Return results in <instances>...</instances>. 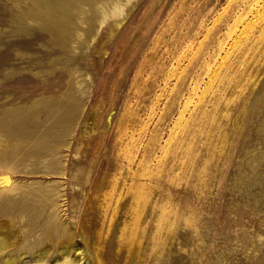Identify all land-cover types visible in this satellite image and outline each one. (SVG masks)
Returning <instances> with one entry per match:
<instances>
[{
    "label": "rangeland",
    "instance_id": "1",
    "mask_svg": "<svg viewBox=\"0 0 264 264\" xmlns=\"http://www.w3.org/2000/svg\"><path fill=\"white\" fill-rule=\"evenodd\" d=\"M118 2L0 0V264H264V0Z\"/></svg>",
    "mask_w": 264,
    "mask_h": 264
},
{
    "label": "bare ground",
    "instance_id": "2",
    "mask_svg": "<svg viewBox=\"0 0 264 264\" xmlns=\"http://www.w3.org/2000/svg\"><path fill=\"white\" fill-rule=\"evenodd\" d=\"M119 1H122V0H119ZM131 2H132V0H124V2L123 3H120V2H118L116 5H115V8H114V10H113V12H112V14H113V16L114 17H123L125 14H127V11H128V8H129V6H130V4H131ZM257 4V3H256ZM264 9V8H263ZM105 11H103V13H104ZM7 227V226H6ZM5 228V227H4ZM4 228H2L3 229V231H4ZM8 230V229H7ZM10 234V233H9ZM4 238V237H3ZM7 240V239H6ZM8 241V240H7ZM6 241V242H7ZM9 243V242H8ZM3 244V243H2ZM7 245H9V244H7ZM6 245V246H7ZM1 246V245H0ZM5 247V246H4ZM3 248V247H2ZM1 249V248H0ZM60 249H61V251H60ZM60 249H59V251H60V254L63 256V258H68L69 257V249H66V247L63 245H61L60 246ZM42 252V251H41ZM76 253H79V254H82V249L81 248H77L76 249ZM46 256H47V252H44L43 253V255H42V261H44L45 260V258H46ZM22 257V256H21ZM5 264H16L15 263V261L14 260H6L5 261ZM42 264V263H41ZM63 264H73V263H70L69 261H66L65 263H63Z\"/></svg>",
    "mask_w": 264,
    "mask_h": 264
},
{
    "label": "water",
    "instance_id": "3",
    "mask_svg": "<svg viewBox=\"0 0 264 264\" xmlns=\"http://www.w3.org/2000/svg\"><path fill=\"white\" fill-rule=\"evenodd\" d=\"M4 180H5V182L10 183V178L9 177H5Z\"/></svg>",
    "mask_w": 264,
    "mask_h": 264
}]
</instances>
